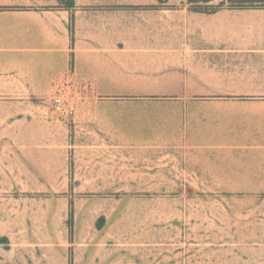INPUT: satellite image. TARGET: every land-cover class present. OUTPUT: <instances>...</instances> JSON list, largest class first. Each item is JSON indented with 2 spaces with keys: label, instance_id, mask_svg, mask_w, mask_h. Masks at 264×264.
<instances>
[{
  "label": "crops",
  "instance_id": "crops-1",
  "mask_svg": "<svg viewBox=\"0 0 264 264\" xmlns=\"http://www.w3.org/2000/svg\"><path fill=\"white\" fill-rule=\"evenodd\" d=\"M70 1L0 0V264H158L118 195L69 192L140 185L226 187L197 196L195 264H264V7ZM70 70L98 96L58 118Z\"/></svg>",
  "mask_w": 264,
  "mask_h": 264
},
{
  "label": "rangeland",
  "instance_id": "rangeland-1",
  "mask_svg": "<svg viewBox=\"0 0 264 264\" xmlns=\"http://www.w3.org/2000/svg\"><path fill=\"white\" fill-rule=\"evenodd\" d=\"M132 92L126 90L121 96H132L129 95ZM94 96L98 95L90 93L88 98ZM65 188L61 186L59 192ZM225 188L196 185L82 186L77 191L71 187L69 192L118 195L117 202H110L118 206V215L111 220L122 236H130L131 241L140 243L141 247L149 243L151 247L155 246L158 264H195L197 196L202 193L225 194ZM98 224H102L101 220Z\"/></svg>",
  "mask_w": 264,
  "mask_h": 264
},
{
  "label": "built area",
  "instance_id": "built-area-1",
  "mask_svg": "<svg viewBox=\"0 0 264 264\" xmlns=\"http://www.w3.org/2000/svg\"><path fill=\"white\" fill-rule=\"evenodd\" d=\"M94 90L92 80L81 77L75 70H70L52 80L51 89L43 99L49 102L58 118L72 117Z\"/></svg>",
  "mask_w": 264,
  "mask_h": 264
},
{
  "label": "trees",
  "instance_id": "trees-1",
  "mask_svg": "<svg viewBox=\"0 0 264 264\" xmlns=\"http://www.w3.org/2000/svg\"><path fill=\"white\" fill-rule=\"evenodd\" d=\"M213 0H189L191 9L206 13H214L223 8H256L264 7V0H224L219 4H210ZM71 0L69 6H73ZM101 226V224L99 225Z\"/></svg>",
  "mask_w": 264,
  "mask_h": 264
}]
</instances>
